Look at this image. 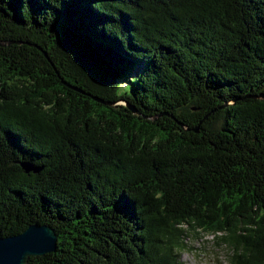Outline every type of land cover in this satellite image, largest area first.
<instances>
[{"label":"trees","instance_id":"trees-1","mask_svg":"<svg viewBox=\"0 0 264 264\" xmlns=\"http://www.w3.org/2000/svg\"><path fill=\"white\" fill-rule=\"evenodd\" d=\"M262 96L264 0H0V236L182 264L204 230L264 264Z\"/></svg>","mask_w":264,"mask_h":264},{"label":"water","instance_id":"water-1","mask_svg":"<svg viewBox=\"0 0 264 264\" xmlns=\"http://www.w3.org/2000/svg\"><path fill=\"white\" fill-rule=\"evenodd\" d=\"M21 165L25 172H36L39 169L27 162ZM55 248L54 230L49 225L35 223L19 234L0 236V264H25L29 256L43 255L54 251Z\"/></svg>","mask_w":264,"mask_h":264},{"label":"rangeland","instance_id":"rangeland-1","mask_svg":"<svg viewBox=\"0 0 264 264\" xmlns=\"http://www.w3.org/2000/svg\"><path fill=\"white\" fill-rule=\"evenodd\" d=\"M228 252L225 244L215 241L214 234L189 230L183 237L179 256L182 264H229Z\"/></svg>","mask_w":264,"mask_h":264}]
</instances>
